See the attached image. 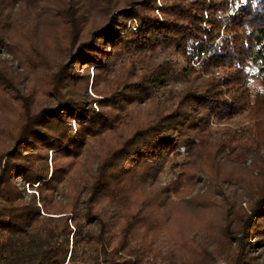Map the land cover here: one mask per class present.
Masks as SVG:
<instances>
[{"label": "trees", "instance_id": "obj_1", "mask_svg": "<svg viewBox=\"0 0 264 264\" xmlns=\"http://www.w3.org/2000/svg\"><path fill=\"white\" fill-rule=\"evenodd\" d=\"M19 1L0 0V117L16 104L18 114L13 127L0 122V264H184L175 240L170 255L158 243L201 155L217 165L253 156L264 175V0H60L46 15L70 63L47 60L34 34L53 0ZM5 45L43 72L48 102L20 92ZM243 113L258 121L238 150L229 141L242 129H214ZM261 177L248 210L225 218L229 244L204 245L191 264H214L220 249L228 264H252ZM204 195L189 199L218 206Z\"/></svg>", "mask_w": 264, "mask_h": 264}, {"label": "rangeland", "instance_id": "obj_2", "mask_svg": "<svg viewBox=\"0 0 264 264\" xmlns=\"http://www.w3.org/2000/svg\"><path fill=\"white\" fill-rule=\"evenodd\" d=\"M59 1L60 0H53L50 2V4L44 6L42 10H38L40 12L36 11V13L38 12L37 15L40 20L36 31H34V34L38 44L44 47L45 57L47 60L59 59L61 61L64 60L70 63V58L65 54V50L56 46L57 37L61 39L62 36V41L65 38L64 33L61 32L63 28H60L58 25L49 22V16L46 15V13H48V8L58 4ZM35 3V0H27L23 6L27 5V7H29ZM19 4H22L21 0L19 1ZM95 6H91L93 8L92 12L94 17L90 20L101 19V12L99 11L98 7L94 8ZM16 11L17 14H21L19 9ZM36 13L33 14V17L35 18H37ZM91 26L92 25L89 27ZM13 35L15 40H22L20 31H14ZM25 45L26 44H23V46ZM1 51L2 57L5 58L11 64L14 71L19 74L20 82L18 87L20 92L27 94L30 92V88L34 87V89L38 90L37 96L40 98V103L44 104L45 102H48L46 97L47 95H44L46 91V86L44 85L46 80H43L40 76L43 72L40 70L31 74V72L27 71L26 68L22 66L15 55L8 50L6 45L1 48ZM77 68L81 67L77 65ZM90 71L92 75V69ZM179 87L180 86H177L176 89ZM16 105H12L16 111H13V113L10 114H3L0 117L2 126L13 127L16 124L15 121H17L18 116ZM250 118L251 117H249V115L243 113L235 118L230 119L225 124L215 127L214 132L224 131V128L226 127H229L233 130L242 129L241 133H243V136L239 141L234 140L233 138H231L229 141L232 146H235V149L239 150V146L241 145L248 144L249 146V144H252L253 134H250V132L253 130V127L258 120L256 121ZM261 120L263 121V119ZM260 128L262 127L259 126L258 129ZM219 135L221 134L217 133L214 136V139H216V137ZM212 142H214V140H212ZM15 147L16 145L14 148ZM206 148L210 149L209 147ZM206 151L207 150H205V152ZM261 152L264 153V149H262ZM252 160L253 156H250L247 158L246 162H243L239 165H237L234 161H225L217 165L215 162H213L211 155H201V158L198 160L195 167L190 170L188 169L189 173L187 177L190 178L191 182L189 183L192 187L190 192L193 193L172 207L174 214L167 229L169 236L166 238L161 237L158 243V246L162 248V253L168 255L172 254L170 253L172 249H169L167 241L171 237L176 241L178 246L177 250H174L177 251V253H179V255L182 257H185L186 261L183 262L184 264H191V261L194 263H201L206 257L202 255L203 251L201 248H203L204 245H206L208 250L215 251V249H219L221 245L229 244V241L223 236L226 225L228 223L233 225L232 220H226L228 215L229 218H231L230 214L236 212L237 210H248L252 203L246 190L257 189V187L263 183V178L261 176L264 175L260 174V171H257L255 166H253ZM171 175L172 174L170 170L162 174V183H166L167 179H169ZM17 183L20 188H24L25 183L21 179H19ZM26 187L27 191L30 192L31 190L28 189V186ZM199 193L202 195L205 194L204 196H207L208 198L210 195L211 200L217 203L218 206L210 205L209 208L205 209L202 205L207 206V202L203 203L202 199L195 197L189 199V197L192 195ZM263 226L264 218L259 221V230L254 229L251 237L249 238V251L252 264H264ZM228 247H231V244ZM220 251L221 249L217 251L218 259L214 264H228V260L224 258L223 255L218 256ZM206 254L208 255V252H206Z\"/></svg>", "mask_w": 264, "mask_h": 264}]
</instances>
